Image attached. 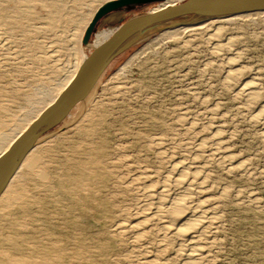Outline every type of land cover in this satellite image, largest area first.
<instances>
[{
	"label": "rangeland",
	"instance_id": "obj_1",
	"mask_svg": "<svg viewBox=\"0 0 264 264\" xmlns=\"http://www.w3.org/2000/svg\"><path fill=\"white\" fill-rule=\"evenodd\" d=\"M99 1L0 0V149L65 78ZM162 1L102 13L87 43ZM223 22L139 40L41 137L49 142L30 153L0 202L2 264H186L183 239L157 224L139 239L117 225L142 220L144 190L190 160L203 165L208 205L217 207L200 264H264V15ZM216 136L229 160L210 144Z\"/></svg>",
	"mask_w": 264,
	"mask_h": 264
},
{
	"label": "bare ground",
	"instance_id": "obj_2",
	"mask_svg": "<svg viewBox=\"0 0 264 264\" xmlns=\"http://www.w3.org/2000/svg\"><path fill=\"white\" fill-rule=\"evenodd\" d=\"M114 1L115 0H101L93 6L89 17L87 18V20L85 21V23L83 24V26L80 30V34H78L79 37H75L76 39L79 38V44L77 43L78 46H77V49L75 51L74 59L72 58L69 66H68L67 74H66L65 78L61 79L58 86L56 85L57 87L55 88L54 92L51 93L50 97L44 103V105H42V107L26 122V124L21 129H19L17 131V133L12 138L9 139V141L6 143V145L0 149V157H2L10 149V147L26 132L28 127L40 116V114L47 107H49L52 103H54V101L57 99V97L62 93V91L73 80V78L75 77L76 73L78 72L82 62L84 61V59L89 54V53L86 54L83 51V49H82L83 47L80 48V40H81L80 38L83 34L84 29L87 28L86 26H87L88 22L90 21L92 16L101 7L107 5L109 2H114ZM182 1L183 0H163L162 1L163 3L161 2L162 4L159 3L160 5L157 6L155 9H152L151 11H156V10H159V9L167 7V6H173V5H176ZM255 14H263L264 15V11H255V12L240 13V14H233V15H226V16L210 17V18L204 19V20L196 22V23L181 25V26L172 27V28L163 30V31H161L160 34L162 36L166 35L168 37L173 38V37L177 36L178 34H180L181 32H184V31H192L193 32L195 30H200V29H204V28L206 29V28L216 26L217 24H219L223 21L224 22L227 20L231 21L232 19L235 20L237 18L246 17V16H250V15H255ZM114 28H111V29L114 30ZM113 30L108 29V30L101 32L100 35L98 36L97 40L93 44L90 45L87 43L86 45L87 46L89 45L93 49L95 46L99 45L104 40H106L110 36V34L113 32ZM217 30H220V29H217ZM218 34H220V33H218ZM77 41H78V39H77ZM218 48H220V47H218ZM129 63H130V60L121 68V70H124V68ZM237 72H239V71H237ZM116 87L120 88V86L118 87L117 85H116ZM252 87H254V86H252V84L247 83L243 87V90L250 94L249 99L254 101V103L256 104L257 96H256V93L252 92ZM93 88L90 90V92L93 90ZM258 100L260 101L259 98H258ZM258 113L261 116H264V105H263L262 109L260 110V112H258ZM260 115H257V116H260ZM48 142H49V139L46 140V139L40 138L38 141H36L34 146L24 155V157L21 159L20 163L17 165L14 172L8 178L3 189L0 191V202H2L6 198V192H7L9 184L12 182V180L14 178H16L19 175V173L21 172V168H22V166H24L23 164L27 160V157L30 155V153L32 151H34L35 149H37L38 147H40V146H42ZM208 144H209V142L208 141L206 142V140H204V141L200 142L199 147L204 148L206 146H209ZM210 144L215 145L218 150H222L223 156H225L228 160L230 159V154L228 151H226L228 148L225 149V145L223 144V142L221 141L219 136H216L210 142ZM206 148H208V147H206ZM197 161H195V160H192V161L190 160L189 162H184V161L181 162L180 161V162L172 164L171 169H170V175L168 174V177L163 179L161 185L157 188V190L151 189L152 187L146 188V189H145V187H143L145 189L144 194L150 198V203L145 204L143 206L142 211L140 213H138L139 216L142 218V220L138 221L135 224H131L129 222L130 224H128L126 226L119 223L117 225L118 229H125V227L127 229H134L137 231V234H138L137 239H139L141 236L140 234H142L140 232H143V231H145V229L149 228V224L151 225V223H155L159 227L158 230H161V232L165 236L166 235L168 237L169 236H172V237L175 236V237H179V238L183 239L184 243L180 249L183 252V255L185 256L186 264H200L203 260L205 261V258L207 257L205 244L209 243L208 230L213 228L214 225L217 223L215 221L214 212H213L215 210V208H217V207L215 206V208H212V209H214L213 211L209 208V205H208L209 199L207 198V192L208 191H207V186H206V177H207L206 174L207 173H205L206 171L204 172V170L202 168L203 165L201 166ZM150 174H151V172H149V175H146V177L150 176ZM140 178H141V176H140ZM153 178L154 177H152V179ZM207 178H209V177H207ZM207 181H208V179H207ZM151 186H153V185H151ZM146 202H148V200ZM210 202H212V201H210ZM214 202L216 203V200H214ZM218 225H219V223H218ZM156 228H157V226H156ZM165 236H163V237H165ZM175 237H174V239H176ZM180 243H182V241ZM211 244H214L213 240L211 241ZM0 264H2L1 260H0Z\"/></svg>",
	"mask_w": 264,
	"mask_h": 264
},
{
	"label": "water",
	"instance_id": "obj_3",
	"mask_svg": "<svg viewBox=\"0 0 264 264\" xmlns=\"http://www.w3.org/2000/svg\"><path fill=\"white\" fill-rule=\"evenodd\" d=\"M152 0H115L101 7L85 30L87 43L98 17L128 4H146ZM264 11V0H184L156 11L133 15L114 26L110 36L95 46L82 62L70 84L28 127L26 132L0 157V191L24 155L45 133L62 123L85 97L119 54L144 37L163 30L202 21L210 17Z\"/></svg>",
	"mask_w": 264,
	"mask_h": 264
},
{
	"label": "flooded vegetation",
	"instance_id": "obj_4",
	"mask_svg": "<svg viewBox=\"0 0 264 264\" xmlns=\"http://www.w3.org/2000/svg\"><path fill=\"white\" fill-rule=\"evenodd\" d=\"M132 5V4H131Z\"/></svg>",
	"mask_w": 264,
	"mask_h": 264
}]
</instances>
